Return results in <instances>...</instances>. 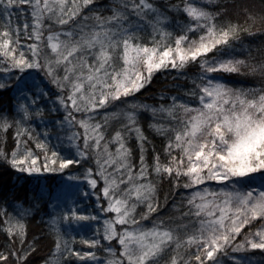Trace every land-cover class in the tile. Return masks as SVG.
I'll use <instances>...</instances> for the list:
<instances>
[{"label":"snow or ice","instance_id":"snow-or-ice-1","mask_svg":"<svg viewBox=\"0 0 264 264\" xmlns=\"http://www.w3.org/2000/svg\"><path fill=\"white\" fill-rule=\"evenodd\" d=\"M0 264H264V0H0Z\"/></svg>","mask_w":264,"mask_h":264},{"label":"trees","instance_id":"trees-1","mask_svg":"<svg viewBox=\"0 0 264 264\" xmlns=\"http://www.w3.org/2000/svg\"><path fill=\"white\" fill-rule=\"evenodd\" d=\"M28 227H29V232H30V234L31 233H37V232H39V231H41V229L44 227L43 225H40V224H38L36 221H31L30 223H29V225H28ZM88 228H84V229H76V230H74V231H72V235H75V236H77V237H79V236H85V232H86V230H87ZM85 230V231H84ZM78 240V239H77ZM48 244V241H45L44 242V245H47ZM77 247H80V245L79 244H77ZM42 249L43 250H46V248H44V246H42Z\"/></svg>","mask_w":264,"mask_h":264},{"label":"rangeland","instance_id":"rangeland-1","mask_svg":"<svg viewBox=\"0 0 264 264\" xmlns=\"http://www.w3.org/2000/svg\"><path fill=\"white\" fill-rule=\"evenodd\" d=\"M85 233H86L85 236H82V237H88V236H90L91 235V229H87ZM80 237L81 236L77 237V239L79 240Z\"/></svg>","mask_w":264,"mask_h":264}]
</instances>
